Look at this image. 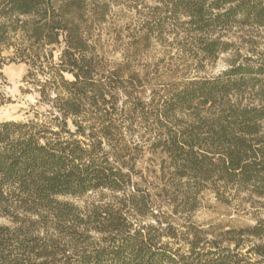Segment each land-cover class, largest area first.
<instances>
[{
    "label": "trees",
    "instance_id": "obj_1",
    "mask_svg": "<svg viewBox=\"0 0 264 264\" xmlns=\"http://www.w3.org/2000/svg\"><path fill=\"white\" fill-rule=\"evenodd\" d=\"M157 1L188 17L207 59L229 50L216 34L233 25H254L264 36V0ZM108 11L106 0H0V67L26 63L24 81L47 107L28 120L0 122V213L11 220L0 223V264L240 263L242 252L231 243L237 249L245 237L263 238L264 218L228 228L225 246L192 227L185 254L183 245L162 241L178 232L153 209L159 196L174 212L191 211L205 187L218 195L220 186L247 188L264 197V59L255 65L252 57L232 59L223 74L190 80L166 97L161 113L170 124L162 121L161 137L151 142L155 152L161 148L165 183L153 192L136 178L138 145L125 141L114 118L116 90L121 85L131 96L125 82L137 77L124 79L122 65L106 69L94 39ZM1 83L0 106L9 101ZM233 91L252 99L233 101ZM206 103L217 109L198 111L194 120L172 117ZM103 189L111 198L83 206L60 198ZM148 215L154 223H143ZM208 243L217 249L203 251ZM247 251L264 260V241Z\"/></svg>",
    "mask_w": 264,
    "mask_h": 264
},
{
    "label": "rangeland",
    "instance_id": "obj_2",
    "mask_svg": "<svg viewBox=\"0 0 264 264\" xmlns=\"http://www.w3.org/2000/svg\"><path fill=\"white\" fill-rule=\"evenodd\" d=\"M106 2L109 5L108 14L94 33L98 51L106 69L122 65L125 68L124 79H131V73H135L137 77L132 79L133 81L125 82L126 89L132 91L131 96L126 94L121 85L116 90L117 110L114 118L122 124L125 141L129 145L139 147L134 151L138 154L136 169L139 173L136 178L140 179L144 187H150L155 192L153 189L165 183L162 169L166 163L161 148L155 152L151 142L156 137H161L162 121L164 124H170L161 113L166 97L190 80L213 79L223 74L232 67V59L239 62L252 57L250 63L257 64L264 59V36L261 29L254 25H233L229 30L216 34H220L223 41L231 43L229 50L221 52L216 59H207L193 42V32L187 22V16L172 15L165 10V5L157 0ZM27 69L28 66L24 62H11L0 67L1 86L9 98L7 103L0 106V122L28 120L34 116L36 109L46 110V106L37 104V93L24 81ZM66 76L71 78L69 74ZM261 77L264 78V75ZM235 92L229 95L233 101L241 99L243 103H248L252 99L248 91L241 95ZM203 107L199 110L176 109L172 117L194 120L198 111L200 115H207L217 109L211 103H206ZM123 108H130V111L134 109V112H122ZM158 113L161 119L159 128L156 123ZM102 195L105 196L104 199H109L112 193L103 189L60 198L83 206ZM198 198L199 205L195 209L174 212L168 201L162 206L163 200L158 196L153 209V213L158 215L159 210H162V220L171 222L178 232L177 237L164 236L162 241H168L175 247L183 245L182 251L185 254H189L188 243L184 242L188 235L186 231L192 227L204 231L207 240L222 239L221 243L225 246L229 242L225 240L223 232L228 228L251 225L257 218H264V197L252 193L247 188L220 186L218 195L205 187L200 191ZM142 221L154 223L155 219L148 215ZM0 223L10 224L11 220L0 213ZM259 241H264V237H245L243 246L237 249L235 243H231L230 247L235 253L242 252L238 256V264H264V260H260L259 256L247 251L252 243ZM216 249L213 244L208 243L203 251Z\"/></svg>",
    "mask_w": 264,
    "mask_h": 264
}]
</instances>
